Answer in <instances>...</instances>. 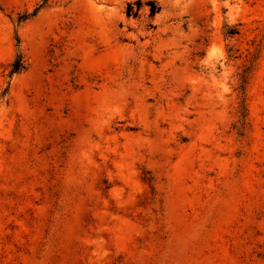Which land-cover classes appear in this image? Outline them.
<instances>
[{"label": "rangeland", "instance_id": "1", "mask_svg": "<svg viewBox=\"0 0 264 264\" xmlns=\"http://www.w3.org/2000/svg\"><path fill=\"white\" fill-rule=\"evenodd\" d=\"M135 1L0 0V264H264V0Z\"/></svg>", "mask_w": 264, "mask_h": 264}, {"label": "trees", "instance_id": "2", "mask_svg": "<svg viewBox=\"0 0 264 264\" xmlns=\"http://www.w3.org/2000/svg\"><path fill=\"white\" fill-rule=\"evenodd\" d=\"M133 4L137 7V9L141 5V3H140L139 0L135 1ZM133 4H131V3H128L127 4V6H126V13H127V15H130L133 12ZM148 5H149V11H150V14L151 15H154L156 12L159 11V7L157 6V4L155 2H152L151 1V2L148 3Z\"/></svg>", "mask_w": 264, "mask_h": 264}]
</instances>
